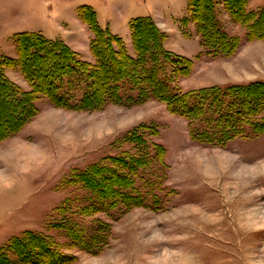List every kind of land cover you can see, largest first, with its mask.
Segmentation results:
<instances>
[{
	"label": "rangeland",
	"instance_id": "obj_1",
	"mask_svg": "<svg viewBox=\"0 0 264 264\" xmlns=\"http://www.w3.org/2000/svg\"><path fill=\"white\" fill-rule=\"evenodd\" d=\"M263 5L248 0L245 12ZM216 14L223 31L238 39L227 58L204 54L188 0H0V61L10 60L3 75L29 90L16 65L20 33L62 40L91 62L88 22L132 53L129 23L148 17L163 33L164 48L192 61L190 74L177 80L181 89L264 82V40L249 39L223 0ZM257 31L264 32V21ZM3 100L0 92V132L13 121ZM12 130L0 138V264H55L13 252L15 240L29 233L48 242L56 264H264V133L244 127L245 135L224 145L200 144L186 119L155 100L76 111L45 97ZM132 133H142L145 143H132ZM130 157L145 163L130 171L117 162ZM96 165L118 177L102 182L104 173L94 171L96 182L86 180ZM123 193L145 202L130 204Z\"/></svg>",
	"mask_w": 264,
	"mask_h": 264
},
{
	"label": "trees",
	"instance_id": "obj_2",
	"mask_svg": "<svg viewBox=\"0 0 264 264\" xmlns=\"http://www.w3.org/2000/svg\"><path fill=\"white\" fill-rule=\"evenodd\" d=\"M232 2L237 6L232 8ZM247 2L223 0L231 19L246 28L249 39L264 40V32L257 31L264 21V5L255 13L245 12ZM216 6L217 0H188V14L192 16L204 54L212 58H227L237 50L238 39L223 31L217 19ZM88 24L94 34L89 45L91 62L80 60L78 54L62 40H49L35 32L15 36L16 65L29 90L22 92L6 80L3 68L10 60L2 58L0 92L4 105L8 106L5 109L7 117L13 121L3 125L0 138L8 130L23 127L32 117L35 102L41 97L55 107L76 111H96L108 104L132 106L155 100L171 114L186 119L191 139L200 144L224 145L245 135L244 127H249L255 135L264 133V82L183 90L177 85V80L190 74L192 61L175 56L164 48L163 33L152 19L138 17L130 21L132 53L118 36L91 21ZM129 139L132 143H145L142 133H132ZM117 162L130 171L135 170L139 163H145L132 157ZM94 171L96 175L104 173L100 178L102 182L110 183L113 176L118 177L111 168L96 165L85 179L96 182ZM106 171L110 174L105 175ZM123 180L124 188L128 180ZM123 196L133 205L142 206L145 202L139 194L127 197V193H123ZM12 247L22 259L36 261L27 253L29 251L30 254L47 257L48 262L57 263L52 258L55 255L53 248L39 235L29 233L15 240Z\"/></svg>",
	"mask_w": 264,
	"mask_h": 264
}]
</instances>
